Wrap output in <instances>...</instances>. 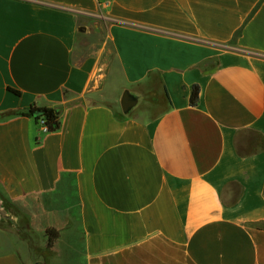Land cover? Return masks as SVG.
<instances>
[{
  "label": "crops",
  "instance_id": "1",
  "mask_svg": "<svg viewBox=\"0 0 264 264\" xmlns=\"http://www.w3.org/2000/svg\"><path fill=\"white\" fill-rule=\"evenodd\" d=\"M151 84L161 111L117 114ZM256 134L264 0H0V264H264Z\"/></svg>",
  "mask_w": 264,
  "mask_h": 264
},
{
  "label": "rangeland",
  "instance_id": "2",
  "mask_svg": "<svg viewBox=\"0 0 264 264\" xmlns=\"http://www.w3.org/2000/svg\"><path fill=\"white\" fill-rule=\"evenodd\" d=\"M92 25V24H91ZM90 25V26H91ZM94 26V24H93ZM91 27L92 32L86 37V40L81 41L79 44V48L83 51V52H88V53H94L97 52L99 50V48L101 47V45L103 44V42L105 41V35L104 32H96L94 31L95 28ZM85 31H87V28H85ZM109 61V66L112 69L113 73H117L118 72V66H117V62L114 59V56L109 53V56L107 58V62ZM143 100H142V104H139L133 111L131 114H133V112H139L142 111L144 113V115L146 116H153L154 114H157L159 111H161V105L162 104H146V102H150V101H154L153 103H158L161 98H160V93L158 90V85L155 84H151L150 86V92L149 94H146V96H142ZM115 111L117 112V114L119 115H123L121 106L118 104V106L115 108ZM253 135H251L250 133L246 134L245 137L246 138H252ZM249 150V149H248ZM6 209H8V211H11V205L8 203H4ZM0 209H3V207L0 206ZM5 210V209H4ZM7 212V210H5ZM0 217L2 219L3 218L1 215ZM28 236V235H27ZM37 241L39 242V238H37ZM38 250V249H37ZM45 256V260H49L51 255L49 253L46 252V254H43ZM46 264H50L49 262H47Z\"/></svg>",
  "mask_w": 264,
  "mask_h": 264
},
{
  "label": "trees",
  "instance_id": "3",
  "mask_svg": "<svg viewBox=\"0 0 264 264\" xmlns=\"http://www.w3.org/2000/svg\"><path fill=\"white\" fill-rule=\"evenodd\" d=\"M10 91L16 94L17 96L21 95V92L19 91L13 89H10ZM200 92L201 89L199 85H194L192 87V93L190 98L191 106L196 107L198 105L200 99ZM166 96L168 97L167 90H166ZM18 115L34 118L37 123H39V121L41 120H45L48 133L57 132L61 129L62 126L61 111L57 108L39 107L37 105H32L28 110L24 112H20L18 113ZM255 140L257 142L256 145L260 149H264V138L261 135L256 134ZM2 199H3V209L8 211V209H6L4 205V203L8 204V202L4 198ZM46 235L48 238V248L51 249L60 236L59 232L55 228H49L46 232Z\"/></svg>",
  "mask_w": 264,
  "mask_h": 264
},
{
  "label": "water",
  "instance_id": "4",
  "mask_svg": "<svg viewBox=\"0 0 264 264\" xmlns=\"http://www.w3.org/2000/svg\"><path fill=\"white\" fill-rule=\"evenodd\" d=\"M84 31V30H83ZM139 97L133 94L130 90H125L120 99V106L124 115H129L138 106ZM0 215L7 218V212L0 209Z\"/></svg>",
  "mask_w": 264,
  "mask_h": 264
},
{
  "label": "built area",
  "instance_id": "5",
  "mask_svg": "<svg viewBox=\"0 0 264 264\" xmlns=\"http://www.w3.org/2000/svg\"><path fill=\"white\" fill-rule=\"evenodd\" d=\"M96 18H98L100 21L107 20V17H106L104 14H100V13H98V14L96 15ZM39 125H40L41 130H42L43 132H47V126H46V122H45V120H41V121H39Z\"/></svg>",
  "mask_w": 264,
  "mask_h": 264
}]
</instances>
